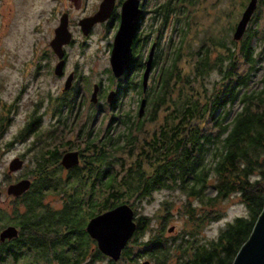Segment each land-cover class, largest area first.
<instances>
[{"label": "trees", "instance_id": "1", "mask_svg": "<svg viewBox=\"0 0 264 264\" xmlns=\"http://www.w3.org/2000/svg\"><path fill=\"white\" fill-rule=\"evenodd\" d=\"M243 2L232 4L238 7ZM204 3L166 0L165 22H157L155 31L148 114L134 127L126 126L105 139L98 156L103 165L102 189L30 192L25 197L33 202L49 194L61 200L59 207L45 206L35 213L33 222L41 232L38 245L43 237L58 238L63 245L38 253L48 264H91L101 259L94 240L83 230L86 221L121 203L134 206L158 189L181 192L205 205L196 213L194 204L183 202L184 216L194 223L209 217L211 212L204 209H215L231 195L240 199L247 214L234 217L213 238L202 240L184 231L165 237L163 216L150 238L137 240L149 264H231L247 240L264 207V64L262 48L257 50V42L264 47V27L258 29L260 8H255L239 40L231 38L232 26L223 25L213 33L210 23L200 21L208 16L200 8ZM215 7L216 23L228 13L219 4ZM240 65H245L244 70H239ZM211 73L215 76L209 80ZM146 122L155 124L151 132L143 131ZM142 133L140 155L131 160L116 155L123 147H135ZM170 206L164 203L167 209ZM213 212V217L220 216L218 210ZM134 219L135 239L149 218ZM131 253L126 245L120 255L131 262Z\"/></svg>", "mask_w": 264, "mask_h": 264}, {"label": "flooded vegetation", "instance_id": "2", "mask_svg": "<svg viewBox=\"0 0 264 264\" xmlns=\"http://www.w3.org/2000/svg\"><path fill=\"white\" fill-rule=\"evenodd\" d=\"M102 1L50 0L46 11L51 25L48 36L41 37L44 44L32 37L30 54L14 66L12 89L0 87L5 96L0 94L1 124L15 119L19 122L17 135L6 143L27 142L26 153L13 157L21 160V166L11 172L7 169L13 180L6 189L16 183L22 191L8 194L0 189V264H48L38 253L48 246L63 245L55 237H43L38 245L41 232L33 222L38 216L35 213L44 211L45 206L54 208L53 203L61 200L47 199L49 194L33 202H26L25 197L30 192L102 189L103 165L98 156L103 153L105 139L126 126L134 127L137 119L148 114L157 49L155 31L157 22H165L166 0H136L138 16L129 45L131 54L119 75L113 74L109 60L125 0H113L109 17L89 29H82L79 23L92 16ZM61 19L69 41L55 51L50 40ZM31 31L39 33L40 26L36 24ZM121 151L130 152L126 147ZM68 153H74L76 160L64 162ZM63 248L68 252L70 245Z\"/></svg>", "mask_w": 264, "mask_h": 264}, {"label": "rangeland", "instance_id": "3", "mask_svg": "<svg viewBox=\"0 0 264 264\" xmlns=\"http://www.w3.org/2000/svg\"><path fill=\"white\" fill-rule=\"evenodd\" d=\"M240 0H226L221 4L220 0H205V3L201 5V9L205 10L208 16H203L200 21L203 25L210 23V31L215 33L221 26H232V29L235 27L236 22L240 18L246 2L244 0L242 6H233L232 3H235ZM50 0H0V87L5 86L6 90L12 89L14 78V66L19 62L20 59L28 56L30 54L31 48L30 44L33 40L32 37L40 38V45L44 44L45 35L48 36L50 29V20L48 21L47 9L49 7ZM220 2V3H219ZM213 4L214 8L210 9V4ZM227 9V15L223 16L221 20H218L216 23L213 22L217 16V7ZM234 8V12L232 11ZM258 7V8H257ZM256 9H259V19L258 25L259 28L264 27V0L259 2ZM255 9V10H256ZM42 12L46 13L43 14ZM250 23V22H249ZM39 25L40 32L32 34V27ZM248 25V24H247ZM252 27H257V24L252 22ZM247 28V27H246ZM261 30V29H260ZM231 31V38H232ZM261 44V46H260ZM262 48L261 64H264V47L262 42H257V50ZM9 57V58H7ZM245 65H240L239 70H244ZM261 71H258V73ZM6 76V81L4 80ZM215 76V73L207 75L209 80ZM5 90V91H6ZM2 95V91L0 92ZM4 94V93H3ZM2 97H5L2 95ZM143 131L147 129V132H151L155 124L146 122L144 123ZM19 122L17 119L10 122L8 125H2L0 122V189L5 192L6 186L13 178H10L7 173V167L14 156L18 154L26 153L25 148L27 142H17L11 145H8L6 142L12 140V138L17 135ZM143 134H139L138 143L132 149H129L130 152L126 153L121 151L122 154H116L117 156H123L129 160L134 159L140 155L141 141L143 140ZM132 151V152H131ZM26 155V154H25ZM117 167V166H116ZM47 199L54 198L50 195L46 196ZM57 199V196L55 195ZM166 200V201H165ZM165 202H170L171 206L167 209L164 207ZM183 202H190L196 206V213H201V209L205 207L202 205L199 200L194 197H187L185 194L177 191H171L168 189H158L155 190L150 197L143 199L136 203L134 206H131L134 211V216H147L148 226L144 227L134 239L132 237L127 240L128 246L131 247L133 254V261H128L126 258H120L113 262L109 257L105 255L99 260H94L91 264H142V261L146 258L142 253L143 244H139L137 240H144L150 238L152 233L157 231V226L163 218L166 216V224L164 230H162L165 237H170L175 235L180 231L185 233L193 232L198 239H209L213 238L220 229L224 226L225 223L232 221L236 216L246 215L247 211L245 206L241 203L240 199L236 195H231L226 197L224 200L219 201L215 209H204L205 211L211 212L209 217L204 218L200 223L191 222L183 213ZM60 202L55 201L53 203L54 207H59ZM166 208V209H165ZM213 210H218L220 216L213 217ZM169 226L173 227L171 232H168ZM40 264H46L43 261ZM84 264V263H83Z\"/></svg>", "mask_w": 264, "mask_h": 264}, {"label": "water", "instance_id": "4", "mask_svg": "<svg viewBox=\"0 0 264 264\" xmlns=\"http://www.w3.org/2000/svg\"><path fill=\"white\" fill-rule=\"evenodd\" d=\"M257 0H248L240 18L232 29V39L239 40L244 34L245 28L253 14ZM113 0H103L98 10L90 17L82 19L80 23L82 29H89L93 23L109 17ZM136 0H125L122 4L120 13L119 27L114 33L113 47L110 54V65L113 74L119 75L123 72L130 58V43L136 31V20L138 9ZM54 29V35L50 40L53 50H59L63 43L69 41V32L63 19ZM153 45L149 51L146 62V69L143 74V83H145L147 71L150 68ZM142 105L139 112L141 113ZM76 160L74 153H68L63 161ZM21 160L13 158L8 164V172L15 171L21 166ZM7 193L17 194L22 191L19 184H10L7 187ZM253 223L252 230L247 236V240L238 249L231 264H264V207ZM133 208L129 203H121L104 212L91 216L85 223L84 229L87 235L94 240L96 247L102 255L109 257L113 262L120 258V254L127 244L136 227ZM173 230L169 226L168 232ZM142 264H149L148 260H143Z\"/></svg>", "mask_w": 264, "mask_h": 264}]
</instances>
